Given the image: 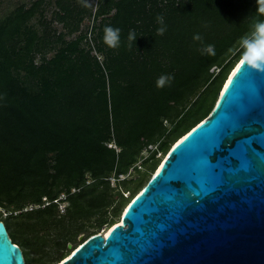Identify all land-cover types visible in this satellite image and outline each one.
<instances>
[{"label":"trees","instance_id":"trees-1","mask_svg":"<svg viewBox=\"0 0 264 264\" xmlns=\"http://www.w3.org/2000/svg\"><path fill=\"white\" fill-rule=\"evenodd\" d=\"M261 7L260 0H99L92 38L104 61L82 30L93 15L89 0H32L0 16V207L11 212L0 219L26 264H46L53 247L65 249L60 261L82 231L88 237L120 221L171 145L213 109L245 54L243 39L264 21ZM106 26L120 29L117 47L105 42ZM161 76L170 79L158 88ZM56 199L66 202L64 212Z\"/></svg>","mask_w":264,"mask_h":264},{"label":"water","instance_id":"water-1","mask_svg":"<svg viewBox=\"0 0 264 264\" xmlns=\"http://www.w3.org/2000/svg\"><path fill=\"white\" fill-rule=\"evenodd\" d=\"M108 229L56 264H264V60H238ZM0 264H26L2 219Z\"/></svg>","mask_w":264,"mask_h":264},{"label":"clouds","instance_id":"clouds-1","mask_svg":"<svg viewBox=\"0 0 264 264\" xmlns=\"http://www.w3.org/2000/svg\"><path fill=\"white\" fill-rule=\"evenodd\" d=\"M261 3H264V0H260ZM259 12L264 13V7L258 9ZM158 20L162 22L163 18L158 17ZM255 30L252 33L251 38L243 39V47L245 48V55L250 57L255 63L256 61L264 60V21L257 22L255 24ZM165 29H159L160 33H163ZM105 42L110 47H117L119 43V32L120 29L113 28L111 26H106L105 29ZM134 39V35H129V40ZM194 39L200 40V36H195ZM169 77L161 76L157 79V87H163L164 84L169 80Z\"/></svg>","mask_w":264,"mask_h":264},{"label":"rangeland","instance_id":"rangeland-1","mask_svg":"<svg viewBox=\"0 0 264 264\" xmlns=\"http://www.w3.org/2000/svg\"><path fill=\"white\" fill-rule=\"evenodd\" d=\"M32 2V0H0V16H3V15H6L8 12H10L12 9H14L18 4L20 3H30ZM89 3L90 5L92 4V10H94V2L93 0H89ZM54 9H55V4L53 1H50V3L47 4L46 6V14H47V17L49 19L53 18V14H54ZM92 14L90 16H88L82 23V30H87L90 25H91V22H92ZM33 23H36L38 24L39 23V17H35L33 18L32 20ZM61 24L59 23H55V27H58V28H61ZM87 32V31H86ZM74 36V35H72ZM85 43V41H84ZM86 46H88L89 44H86ZM54 51H50L48 53V56H51L53 54ZM93 54H95L94 51H92ZM98 54L101 55V58H99L101 61H104V55L101 53V52H97ZM97 53L95 54L97 56ZM40 56V54L38 55V57ZM98 57V56H97ZM39 59V58H38ZM29 206V205H28ZM27 206V207H28ZM10 215V213L4 208V207H0V216L2 217H8ZM118 223V222H117ZM116 224V223H115ZM106 225H103L101 228H100V232L104 231V230H107L106 229ZM88 235V231H82L75 240L73 241H70L67 245V248L69 250H71L70 248L71 247H75L76 245H78L80 242H81V239H85ZM71 245V247L69 246ZM64 250H58L57 248L53 247L52 248V255L53 257L51 258L50 261H48L46 264H56L58 261H57V258L58 256L60 255H63L64 253Z\"/></svg>","mask_w":264,"mask_h":264},{"label":"built area","instance_id":"built-area-1","mask_svg":"<svg viewBox=\"0 0 264 264\" xmlns=\"http://www.w3.org/2000/svg\"><path fill=\"white\" fill-rule=\"evenodd\" d=\"M93 2H94V5H95L94 8H93V9H94V10H93V15H92L93 18H92V22H91L90 27H89L86 31H87V39L89 40L90 44L93 46V47H92V50H93V51L95 52V54H96L98 51H97L96 48L94 47V42H93V38H92V28H93V25H94V22H95V18H94V16H95V12H96V10H97L98 4H99V0H93ZM97 56H98V58H101V55L98 54V53H97ZM213 69H214V68H213ZM215 70L218 71L219 68H215ZM109 146H111V147H115L117 150H119V148L117 147V145L114 144V143H109ZM156 149H158V143H156V144H149L148 146H146V147L143 149V151H142V158H141V159H140L135 165H136L137 167H142V161H143L145 158L149 157L150 154L152 153V151H154V150H156ZM161 155H162L161 151H158V152H157V156H161ZM133 170H134V166L130 168V170H129V172H128L127 174H120V178H118V179L125 178V177L128 176ZM111 179H112V181H113V184H115L117 178L114 177V176H112ZM91 181H92V179L89 177V178L87 179V183H90ZM78 189H79V188H77V187H73V188H72V191H76V190H78ZM125 194L128 195L129 192H126ZM65 197H66V194H65V193H62L61 196L59 197V199H61V198H65ZM59 199H56L55 201L59 202V209H60L61 212H64V211L66 210V202H64V201H59ZM35 206H38V205H30V206H28V207H25V209L33 208V207H35ZM16 212H17V211H16ZM9 213H11V212L9 211Z\"/></svg>","mask_w":264,"mask_h":264},{"label":"bare ground","instance_id":"bare-ground-1","mask_svg":"<svg viewBox=\"0 0 264 264\" xmlns=\"http://www.w3.org/2000/svg\"><path fill=\"white\" fill-rule=\"evenodd\" d=\"M109 232V229L107 228V230L103 231V233L106 235Z\"/></svg>","mask_w":264,"mask_h":264}]
</instances>
